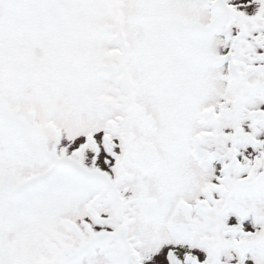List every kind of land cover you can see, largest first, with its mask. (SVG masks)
Here are the masks:
<instances>
[{
  "label": "snow or ice",
  "instance_id": "1",
  "mask_svg": "<svg viewBox=\"0 0 264 264\" xmlns=\"http://www.w3.org/2000/svg\"><path fill=\"white\" fill-rule=\"evenodd\" d=\"M0 264H264V0H0Z\"/></svg>",
  "mask_w": 264,
  "mask_h": 264
}]
</instances>
